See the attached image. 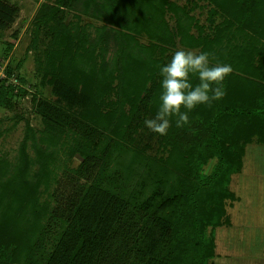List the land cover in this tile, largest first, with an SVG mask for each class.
<instances>
[{
    "label": "trees",
    "instance_id": "1",
    "mask_svg": "<svg viewBox=\"0 0 264 264\" xmlns=\"http://www.w3.org/2000/svg\"><path fill=\"white\" fill-rule=\"evenodd\" d=\"M86 1L44 0L33 16L34 44H40V36L47 38L49 45L58 44L61 37L67 38L70 31L64 23L65 11L82 10ZM213 1L227 17L249 28L256 25L259 30L251 28L248 41L242 44L234 40L235 34L245 37L240 28H226L225 33L230 35L208 40L204 51L215 54L210 63L229 64L233 69L224 81L226 95L211 107L198 105L189 112L190 124L182 128L176 127V118L172 117L167 135L154 133L144 124L145 119L155 118L160 105L163 79L160 68L164 62L152 68L155 59L149 52L152 47H133L137 42L127 41L126 31L112 28L116 25L129 29L131 22L138 21L139 31L150 33L151 39L168 42L163 19L166 1L101 2L107 14L103 6L98 13L106 15L110 24L97 40L102 56L98 71L108 69L104 53L112 43L114 52L109 61L121 72L118 99L109 106L106 116L117 124L126 123L128 129L133 125L140 127V131L128 145L119 148L115 145L112 150L108 147L110 143L92 141L91 147L88 144L83 147L86 151L78 168L64 173L62 183H57L49 195L50 211H44L42 227L22 240L18 238L13 258L10 260L1 253L0 264H214L213 229L229 224L224 201L237 198L229 184L232 175L242 168L244 144L253 137L264 142V42L260 47L255 43L264 38V0ZM12 12L0 2V28L11 21ZM234 25L232 20L227 21V27ZM83 41H87L86 36ZM64 67L61 79L45 72V68L44 74L49 75V82H54L57 94L75 97L77 86L68 76L71 78L77 66L74 64V70ZM157 68L159 73L155 75ZM191 82L199 83L195 76ZM11 90L0 84V104L8 101ZM91 95L76 97L77 103L85 113L100 117L103 102L108 104ZM125 103L131 107L125 108ZM32 104L49 131L63 130L77 121L70 111L35 95ZM98 122L96 118L90 123L80 119L77 124L84 129L82 135L90 139L97 133ZM152 137L171 147L174 166L184 168L187 173L180 176L179 172H169L172 179L176 178L169 184L158 181L161 184L150 185L141 180L139 170L146 169L147 174L157 166L150 158L152 155L146 153ZM115 148L124 155L129 152L131 161L120 162L118 153L108 152ZM211 158L215 161L204 174L203 166ZM205 224L212 227L209 234Z\"/></svg>",
    "mask_w": 264,
    "mask_h": 264
},
{
    "label": "rangeland",
    "instance_id": "2",
    "mask_svg": "<svg viewBox=\"0 0 264 264\" xmlns=\"http://www.w3.org/2000/svg\"><path fill=\"white\" fill-rule=\"evenodd\" d=\"M43 1L0 0L13 11L11 21L0 28V84L12 88L8 101L0 104V255L3 253L10 260L13 252L18 250L19 240L42 227L44 211H50L49 195L57 183H62L64 173H72L78 168L86 151L82 150L83 147L87 144L88 148L91 147L92 141L103 145L110 143L108 147L112 150L115 145L118 148L128 145L140 131V127L133 125L128 129L126 123L117 124L106 116L109 106L118 99L121 72L113 61L112 65L109 61L114 52L112 43L104 53L108 69L98 71L102 56L97 40L110 24L106 15L98 13L103 0H88L82 10L67 9L64 23L70 31L69 36L61 37L55 45H49L48 39L40 36V44L36 46L31 27L33 16ZM165 1L163 19L167 24L168 42L151 39L150 33L139 31L138 21L131 22L129 29L116 25L112 27L126 31L129 34L126 40L137 42L133 47H152L149 50L155 57L151 62L152 68L160 62L167 65L178 50L205 52L208 40L218 35L223 39L225 34L230 35L225 33L226 28L243 30L245 37L235 34L237 39L234 40L239 44L248 41L251 28L259 30L256 25L249 28L245 23L227 17L213 0ZM102 10L107 14L105 6ZM210 10H215V13L211 14ZM231 20L235 25L227 27V21ZM85 36L87 41L84 42ZM261 42L264 38L255 43L260 47ZM74 64L77 69L71 78L68 76V80L77 86L75 97L57 94L54 82H49L50 77L44 74V68L45 72L54 73L61 79V67L67 69L69 66V70H74ZM158 73L157 68L154 74ZM19 88L25 91L20 93ZM83 94L101 97L108 104L103 102L100 117L82 111L76 97ZM33 95L70 111L77 121L63 130L49 131L34 111ZM130 107L129 103H125V108ZM94 118L99 120L95 125L97 133L89 139L82 135L84 129L77 122L83 119L90 123ZM149 142L146 153L152 155L150 158L157 166L147 174L146 169L139 170L141 180L150 185L158 181L169 184L176 179H172L169 172H179L180 176L187 173L184 168L180 170L174 166L171 147L159 141L158 137H152ZM110 150L108 152L112 154L118 153L120 162L131 161L129 152L124 155L119 149ZM214 161L211 158L203 166L204 174L210 171ZM242 164L229 184L239 200L226 198L224 201L229 224L223 223L213 229L214 264H264V142H258L256 137L245 142ZM204 229L209 234L212 227L205 224Z\"/></svg>",
    "mask_w": 264,
    "mask_h": 264
},
{
    "label": "clouds",
    "instance_id": "3",
    "mask_svg": "<svg viewBox=\"0 0 264 264\" xmlns=\"http://www.w3.org/2000/svg\"><path fill=\"white\" fill-rule=\"evenodd\" d=\"M210 57L215 59V54L178 50L171 61L160 68L163 77L160 105L155 118L144 121L149 130L167 135L172 117L176 118V127L182 128L190 124L189 112L198 105L211 107L214 101L226 95L224 81L233 69L229 64H211ZM193 76L199 83L193 85Z\"/></svg>",
    "mask_w": 264,
    "mask_h": 264
},
{
    "label": "crops",
    "instance_id": "4",
    "mask_svg": "<svg viewBox=\"0 0 264 264\" xmlns=\"http://www.w3.org/2000/svg\"><path fill=\"white\" fill-rule=\"evenodd\" d=\"M236 197H237V198L235 199V201H236V200H239V198H238V196H237V195H236Z\"/></svg>",
    "mask_w": 264,
    "mask_h": 264
}]
</instances>
